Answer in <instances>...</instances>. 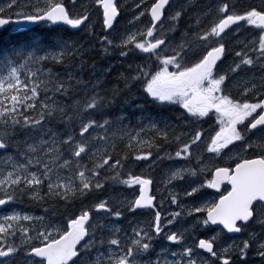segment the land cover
Here are the masks:
<instances>
[{
  "label": "snow or ice",
  "instance_id": "snow-or-ice-1",
  "mask_svg": "<svg viewBox=\"0 0 264 264\" xmlns=\"http://www.w3.org/2000/svg\"><path fill=\"white\" fill-rule=\"evenodd\" d=\"M176 3L138 0L135 7L140 10L129 23L147 15L148 25L110 39L123 5L120 0H92V7L101 12L106 34L100 43L105 53L119 50L124 58L139 53L150 61L137 65L135 75L123 78L124 91L133 84L142 85L145 99L136 105L141 113L137 127L123 112L113 115L110 111L122 90L116 87L110 94H101L97 90L100 76L86 81L83 46L61 34L63 26L91 33L92 13L86 3L7 0L0 7V31L24 34L35 26L52 34L49 45L38 41L30 48L0 54V209H8L0 214V264H214L212 258L221 264H264V0L243 11L237 10L235 0H215L203 13H195L194 23L180 32L178 42L169 33L178 30L184 13L197 6V0H185L171 10ZM78 6L82 10L74 11ZM213 10V19L201 27ZM165 19L172 22L166 31ZM242 29L251 39L239 36ZM229 35L236 37L232 43L242 45L239 50L226 46ZM110 71L109 67L105 74ZM145 105L160 110L179 106L190 121L214 120L216 130L207 137L203 130H195L186 141L181 142L183 133L170 140L175 125ZM57 124L66 130H58ZM148 132L155 135L146 139ZM157 140L179 145L174 154L165 152L157 159H195L197 165L170 169L166 185L186 176H204L184 190L192 203L167 213L170 218L163 224L159 207L164 197L157 201L153 179L131 172L124 178L129 156L117 154L121 142L138 153L135 161H149L151 166L152 150L159 152L162 147ZM205 140L204 152L224 159L223 166L205 160L198 151L193 157ZM109 181L139 186L138 196L118 202L115 209L101 198L63 222L51 219L48 207L43 208L44 215L11 207L25 198L42 206L49 202L71 205L99 193ZM208 189L219 193L218 197ZM178 195L169 189L172 204H177ZM125 203L129 212L147 210L154 220L146 227H133L131 234L123 233V239L116 224L93 221V212L121 219L119 204ZM182 214L194 218L192 227L214 231L212 226L222 225L227 233L246 238L218 250L217 236L198 239L195 248L187 246V229L164 231ZM161 233L180 250L168 245L157 250L155 242Z\"/></svg>",
  "mask_w": 264,
  "mask_h": 264
},
{
  "label": "rangeland",
  "instance_id": "rangeland-1",
  "mask_svg": "<svg viewBox=\"0 0 264 264\" xmlns=\"http://www.w3.org/2000/svg\"><path fill=\"white\" fill-rule=\"evenodd\" d=\"M91 1L92 0H90V2ZM120 2L123 5V7H122L123 17H122V20L116 25V30L115 31H111V34L109 36L110 39H119L125 33L133 31V30H136V29H139V28H144L149 23V18H148L147 15H145L144 17H141L140 20H137L134 23H131V24L129 23V20H132L133 17L139 11V9H137L135 7V5L138 2V0H120ZM148 2L150 3L151 0H148ZM184 2H185V0H178L177 3H176L177 6L173 5L174 7L171 10H175V8L179 7ZM213 2L214 1H212V0H197V6L189 8L188 11L185 12L184 16L181 18V20L184 22L185 25L179 24V28H178V30L175 33H169V38L170 39H175L178 42L179 41L180 32L183 31L185 28H187L188 24L194 23V21H195V13H197V12L203 13L204 11L207 10V7H210V6L213 5ZM89 10L92 13L91 14L92 30H91V33H89V38H92V37H95V36L100 38L99 40H97V43L104 50V46L100 43V41L103 38V35L106 34L105 31L103 30L102 24H101V12L97 8L92 7V2L90 4V9ZM189 16H191V19H188ZM205 19H206V21H205ZM210 20H212V19L209 17V15L207 16V18L205 17L203 19V22L205 21V23L201 27L206 26ZM171 23H172L171 21L166 19L165 22L163 23V30L166 31L170 27ZM85 32H87V30H85ZM245 35H250V37L247 36V38L251 39V34H249L246 29H242L241 32L239 33V36L242 38ZM235 39H236V37L234 38L232 35L229 36V38H226L227 44H229L230 46L231 45L235 46L234 43H231ZM238 49L239 48H237L235 46V49H233V50H238ZM113 51L114 50H112V49H109V51L107 53H105V51H104V55L108 57V56L111 55V53ZM148 63H150V61L147 60V64ZM188 133L191 134L192 130H190ZM151 135L154 136L155 134H151V133H145L144 134L146 139L148 137H150ZM188 136H187V139H188ZM169 139L171 140V136H169ZM173 142L174 141H172L170 144H166L164 141H162L161 143H160V140L156 141L157 144L162 145V147L159 150L166 149V150H168L169 153H171L170 145ZM205 146H206V141L202 142L197 149H203L204 150ZM152 151H153V155L158 153L156 151V149H153ZM212 155L213 154H211V156L207 159V160L211 161V163L217 164V161L224 160V159H213ZM161 160H163V159H161ZM148 163H150V162L148 161ZM175 167H170V168H167V167L166 168H162L161 167L159 172L150 171V170L154 169L152 166L146 165V168H144L143 161H135L134 159L129 158L127 163L125 164V169L127 170V172H124V173L122 172V176H124V178H127V173L128 172H131L133 174H134V172H136V174L138 173V174H141V175H147V173L148 174L151 173V174H155L156 177H159L161 179V180H159L157 178L158 183L159 182H163L164 183L166 181V179H167V175L169 174V170L173 169ZM142 170H144L143 173H140ZM157 174H158V176H157ZM193 180L196 181V180H198V178L197 177L196 178H191V181H193ZM174 183L175 182H173V184ZM182 183L183 182H181L180 186L175 185V186H173L171 188H167V187L164 186L163 188H165V189H162L163 192H160L161 186H158L157 191L159 189V191H158L159 199H161V195H163V197H164V204L162 206V211L165 212L164 207H165V205L167 203H168L167 206L169 207L168 213L172 211L171 207L174 206V204H172L170 199L167 197L168 196V190L172 189L176 193H179L178 196H180L182 194V192H184V191L181 190ZM165 185H166V183H165ZM185 186H187V187L189 186V182L188 181L185 182ZM138 188H139V186L128 187V186H125L123 184H119V183H114L113 182V189H111L108 193L103 194V196L92 194L89 197H87L86 199H84L86 201L78 200L79 202L77 204L73 205V206H62L61 208H58V210L52 211V213L48 212V216L51 219H53L54 221L63 222L67 218H71L76 213L78 214V212L81 210V208H84V207L91 208L92 205H94L96 202H98L99 199H101V198L108 199L109 204L111 206H113L114 209H115V207L118 205V202H120V201L130 202V201L134 200L138 196ZM165 192H166V194H165ZM168 199H169V202H168ZM82 201H84V202H82ZM191 203H192V200L189 201L186 205H190ZM34 204H36V203H34ZM43 206H45V205H43ZM176 206L177 205H175L174 207H176ZM119 207L121 208V211H122V218L121 219L116 220L115 217L106 216L104 214L97 215L95 213L94 217H93V221H95L96 223L102 224V225L116 224L122 230L121 237L123 239L124 238L123 237V233L127 232V233L131 234V229L133 227H136L138 225L141 226V227H146L147 225H149L154 220V217L151 214V212H149L147 210L138 209L135 213H132V212L128 211L126 203L125 204H119ZM158 207H159V205H158ZM28 208L30 209V207H28ZM43 208L44 207L40 208L41 209V213L39 215H44ZM48 208L50 210L53 207H48ZM16 210L20 211L19 209H16ZM159 210H160V207H159ZM5 211H8V209L4 210L2 212L0 211L1 212L0 214H3ZM20 212L25 213L24 211H20ZM27 213H29V212H27ZM29 214H34L35 215L34 212L29 213ZM162 215L164 216V219L167 217V213L165 215L162 213ZM135 216H137V217H135ZM194 224H195V222L192 223V225H194ZM173 225H176L178 227L177 231H182V230H185V229L190 230L191 228H193L192 225L187 226L186 224H183V223L181 224V227H180V224L178 222H175ZM169 226H172V225H169ZM199 227L201 228V230H205L206 229V228H203L201 226H199ZM170 228L172 230H174L173 227H170ZM164 231L168 232L169 228H165ZM97 234H100L99 231L97 232ZM104 234H105V236L108 235V233H106V232ZM161 236L163 237L164 233H161ZM212 236H217V240L219 242V246L220 247L221 246L228 247L229 245H231L233 243V241H235L236 243L240 242V241H237V240H233L231 242H225L224 233L221 230H214V231L211 230V231H209V233H208L209 239ZM198 239H199L198 238V233L197 232L196 233L192 232V237L189 238V240H185L184 244L187 245V246H191V247L195 248ZM158 241H159V243L157 244V250H159L158 248H160L161 245H164L163 243H161L160 239ZM17 242H19V241H17ZM155 243H157V241ZM168 246H170V249L173 250V251L180 250V246L179 245H175V244L174 245H170V244H168ZM168 258L169 259H174L173 257H170V256ZM217 264H221V262H219Z\"/></svg>",
  "mask_w": 264,
  "mask_h": 264
},
{
  "label": "trees",
  "instance_id": "trees-1",
  "mask_svg": "<svg viewBox=\"0 0 264 264\" xmlns=\"http://www.w3.org/2000/svg\"><path fill=\"white\" fill-rule=\"evenodd\" d=\"M70 38L72 37L69 38L66 37V39H70ZM70 40L75 41V43L78 45H82L83 49L85 50V55H84L85 69L83 72L84 79L88 81V80H93L95 76H100V88L97 90L100 91L101 94L104 93L110 94L114 88L119 87L122 90V94L116 98V104L110 111L112 112L113 115L123 112L125 115L130 117L132 126L133 127L137 126L136 117H138L141 113H140V109H138L136 105L142 104L145 99L142 90V85L136 83L133 84L129 89L124 91L125 85L123 78L131 77L132 75H135L136 74L135 70L137 65H146L147 64L146 59L139 53H137L134 56L129 55V57L127 58L120 57L119 50H116V52L112 56L105 57L103 48L97 43V38L94 37L90 38L88 43L81 42V40L79 39L80 40L79 41L77 38H72ZM38 41L44 45L51 44L52 40L50 37V32L43 28L31 33L29 32H26L24 34L10 33V35L2 37L0 39V54L8 53L13 49L30 48ZM73 62L75 63L76 61ZM130 65H131V69L129 67ZM109 67L111 68V71L105 74V70ZM145 107L157 113H159L160 110L153 108L151 105H145ZM165 115L170 116V114H165ZM55 127L60 131L66 130L63 125L57 124L55 125ZM73 128L77 129V126L73 125ZM178 134L179 133L174 131L173 133L170 134V136L172 137ZM125 153H127L129 158L131 159L132 157H134V153L129 151L123 143L118 142L117 154L123 155ZM84 162L89 163L87 159H85ZM124 172H125V168L123 173ZM112 188H113V182L109 181L108 183L105 184V187L102 190L103 194L108 193ZM76 202L77 200L73 203ZM19 203L22 205H27V207H30L31 211L34 209V211L37 214L41 213L40 207H53L54 205H57V207H59L64 204L63 202H49L45 206H42V205L34 204L32 201L28 200L27 198H25L23 201ZM97 236L99 237L100 234Z\"/></svg>",
  "mask_w": 264,
  "mask_h": 264
},
{
  "label": "bare ground",
  "instance_id": "bare-ground-1",
  "mask_svg": "<svg viewBox=\"0 0 264 264\" xmlns=\"http://www.w3.org/2000/svg\"><path fill=\"white\" fill-rule=\"evenodd\" d=\"M215 4V2H213V5ZM212 5V6H213ZM212 6H210V7H212ZM140 10V9H139ZM139 12V11H138ZM168 14V13H167ZM167 14H166V16H167ZM215 16V14L213 15V11L209 14V17L211 18V19H213V17ZM207 18V17H206ZM205 21H206V19H205ZM205 21L201 24V26L205 23ZM180 24L181 25H185L184 24V22L181 20L180 21ZM35 26H29V28H34ZM68 28H70L69 26H67ZM39 29H43V27H41V28H39ZM39 29H36V30H39ZM36 30H34V31H29V33H31V32H35ZM73 30V33L71 34V33H69V32H67V31H65L64 29H61V34L66 38H69V37H72V38H77L78 40L80 39L81 40V42H85V43H88V41H89V32L87 31V34H86V36L84 37V39L82 38V35L79 33V34H77L76 32V30L75 29H72ZM51 33H50V37H51ZM229 36H231V35H229ZM244 37V36H243ZM242 37V38H243ZM72 38H70V39H72ZM94 38H97V40H99L100 38H98L97 36H95ZM235 38V37H234ZM79 40V41H80ZM232 43V42H231ZM97 46V45H96ZM235 46L237 47V48H241V46L242 45H240V44H235ZM235 46H233V47H235ZM238 49V50H239ZM116 52V50H114L112 53H111V55L110 56H112L114 53ZM88 53V52H87ZM141 55V54H140ZM105 56V55H104ZM110 56H108V57H110ZM105 57H107V56H105ZM146 62H147V60H146ZM102 74V73H101ZM143 90V89H142ZM159 114L160 115H162V116H164V117H167L169 120H171V121H173V122H175L176 124H177V127H176V130H186L187 129V125H189L190 126V124H187L186 125V123L181 119V117L180 116H178L176 113H174L173 114V112H171V111H165V110H159ZM165 114H170V116H167V115H165ZM134 127H137V126H134ZM175 131V130H174ZM148 133H151V134H155V133H152V132H148ZM171 133H173V132H171ZM178 135H180V134H178ZM184 138H183V136L181 137V141L183 140ZM163 140H160V143L162 142ZM176 144H177V142L176 141H174L171 145H170V148H171V153H173L174 154V152L176 151ZM164 152H168V150H166V149H164V150H159V152L157 153V154H155V155H153V157H152V163H151V166L154 168L153 170H151V171H156V172H159L160 171V168L162 167V168H170V167H178L179 166V164H180V162H181V160H169V159H167L166 157L163 159V160H161V159H157V156L159 155V156H162L163 155V153ZM173 161V162H172ZM172 162V163H171ZM127 162H125V164H126ZM143 163H144V168H146V165H148L149 166V164L150 163H148V161L146 162V161H143ZM170 163H171V165H170ZM155 166V167H154ZM143 171L144 170H142L140 173H143ZM134 174H136V172H134ZM138 174V173H137ZM149 175H153V176H155V174H149ZM145 176H147V175H145ZM157 176H158V174H157ZM156 177V176H155ZM156 178H158L159 180H161L159 177H156ZM198 179L200 178L199 176L197 177ZM186 179H187V176L185 177V180H183V181H175V183L174 184H170V185H165V182L163 183V182H159L158 183V181L156 180V185H157V188H158V186H161V190H160V192H163L162 191V189H165V188H163L164 186L165 187H167V188H171V187H173V186H175V185H177V186H180V184H181V182H183L182 183V185H181V190L182 191H184L185 190V181H186ZM193 182H195V180H193ZM159 184V185H158ZM113 189V188H112ZM158 191H159V189H158ZM183 193L184 192H182V194L180 195V196H178L177 197V204H174V206L175 205H177L176 207H174V206H172L171 207V212H176V211H180V206L181 205H186L189 201H191V200H193V198H191V197H184V195H183ZM165 194H166V192H165ZM95 195H101V196H103V192L102 191H100V193H97V194H95ZM159 195V194H158ZM168 197V196H167ZM160 200V199H159ZM84 201H86V200H84ZM84 201H82V202H84ZM79 201L77 200V202L76 203H72L71 205H65V204H63L62 206H73V205H75V204H77ZM168 202H169V199H168ZM82 204V203H81ZM80 204V205H81ZM168 204V203H167ZM167 204L165 205V207H164V209H165V212L164 211H162V207H160V211L165 215L166 213H168V211H169V207L167 206ZM36 205H41L40 203H36ZM62 206H59V207H57V205H54L53 206V208H51L50 210H49V212H51L52 213V211H55V210H58V208H61ZM40 208H42V207H40ZM176 210V211H175ZM140 212V211H139ZM77 214V213H76ZM202 215V214H201ZM135 217H137V216H135ZM167 218H170V217H167ZM176 222H178L179 224H180V227H181V224L183 223V224H186L187 226H190L193 222H195V220H194V218L193 217H187V216H184L183 214H182V216L180 217V218H177V220H176ZM198 229V225L196 226V227H193V228H191L190 230H188V231H186L185 232V235H189V234H192V232L193 231H196ZM197 233L198 234H207L208 235V233L209 232H207V231H205V230H201V229H198V231H197ZM192 236V235H191ZM219 243V242H218Z\"/></svg>",
  "mask_w": 264,
  "mask_h": 264
},
{
  "label": "flooded vegetation",
  "instance_id": "flooded-vegetation-1",
  "mask_svg": "<svg viewBox=\"0 0 264 264\" xmlns=\"http://www.w3.org/2000/svg\"><path fill=\"white\" fill-rule=\"evenodd\" d=\"M81 2L82 3H86L87 4V6H88V8L90 9V4H91V2H90V0H81ZM90 2V3H89ZM6 3H7V0H0V7H2V6H5L6 5ZM235 3L237 4V10L238 11H243V10H245L247 7H249V6H252V5H259V3H260V0H235ZM82 9L78 6L74 11H77V12H79V11H81ZM215 14V11L213 10V15ZM122 17H123V13H121V17H120V19H119V22L122 20ZM39 28H41V27H39ZM39 28H36V27H34V29L36 30V29H39ZM62 29H64L65 31H67V32H69V33H73V30L71 29V28H68L67 26H63V28ZM77 32V34H81L82 35V38L84 39V37L86 36V34H87V32H85V31H79V30H76ZM8 35H10V33H6V32H3V31H0V39L2 38V37H5V36H8ZM247 36H249L250 37V35H245L243 38H245V37H247ZM227 38H229V36L227 37ZM227 46H229V47H231L232 49H235V47H233L232 45L230 46L229 44H227ZM229 63L231 62V61H228ZM227 65H225V67H226ZM246 236H244L243 237V239L245 238ZM216 242L218 243V240H216ZM206 256H208V255H206Z\"/></svg>",
  "mask_w": 264,
  "mask_h": 264
}]
</instances>
